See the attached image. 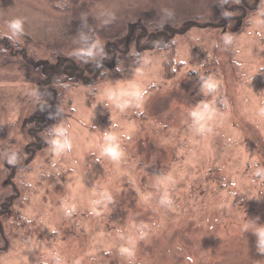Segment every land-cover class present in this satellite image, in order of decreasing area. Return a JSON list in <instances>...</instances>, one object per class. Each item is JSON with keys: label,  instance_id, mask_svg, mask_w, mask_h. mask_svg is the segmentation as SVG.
I'll return each mask as SVG.
<instances>
[{"label": "rangeland", "instance_id": "1", "mask_svg": "<svg viewBox=\"0 0 264 264\" xmlns=\"http://www.w3.org/2000/svg\"><path fill=\"white\" fill-rule=\"evenodd\" d=\"M214 1L0 0L2 33L41 65L0 60V196L18 193L0 214V264H264V0L226 27L171 39L168 26L122 77L51 59L94 51L123 20ZM54 68L70 76L46 129L35 109Z\"/></svg>", "mask_w": 264, "mask_h": 264}, {"label": "trees", "instance_id": "2", "mask_svg": "<svg viewBox=\"0 0 264 264\" xmlns=\"http://www.w3.org/2000/svg\"><path fill=\"white\" fill-rule=\"evenodd\" d=\"M178 4L179 5L175 6L173 3L170 10L164 11V13L155 10L157 15L150 16L149 18L143 14L141 15V19L137 21L135 20L131 24H128L123 20L121 27L116 30L114 29L107 32L104 30L100 32L101 35H98L99 31H97L96 36L93 39V44L95 45L94 51L89 50V48H91V43H87V45H82V48L85 50L78 54L73 53L66 55L64 50L60 49L57 52H53L51 59L65 56L66 58L64 59L66 60V66L70 64L69 66L72 68L74 76H79L81 79L82 75L89 70L94 73V80H98L101 69H103L100 67L103 64L107 70L112 72L111 74L113 76L122 77L124 74L130 72L139 65V62L137 63L136 61L129 64L134 58H138L142 52H145L154 46L151 45L146 47L145 45L143 46V44H147L149 41L154 44L159 39L168 37L167 35L170 33L166 29L168 26L174 29L173 32L170 33L172 35L169 36L171 39H174L177 35L188 33L193 27H226L236 20L240 21L248 19L252 12L257 11L259 0H216L210 4L207 3L206 5H201V8H193L191 12H187L186 9L178 7L182 5L180 3ZM234 14H237V16ZM180 25H184L183 31H180L181 29L177 28ZM99 37H101L104 42L100 43L98 39ZM29 47L24 48L20 41L10 35H4L0 29V60L4 59L9 61L14 59L22 61L30 70L39 71L41 65L39 67L35 61L31 60V57H28L31 48ZM94 52H97L98 54H94ZM124 62H126L125 69H121L119 65ZM52 72H54L52 77L49 81L47 80V82L43 84L46 90L42 101L36 102L38 104L40 103V105L35 109L37 122L43 125L46 129L48 128V121H51L54 118V112L57 110L56 106L58 107L62 102H60V97L64 95H61L60 92L65 87H61L60 82L62 81L61 79L57 80V77L62 75H65L66 77L70 76L61 70L55 72V68ZM50 82L60 83V89L58 92H55V89L52 88L55 84L48 86ZM43 102L46 103L45 107H42L43 105H41ZM38 115L40 116L38 117ZM27 134L30 137L33 136V140L40 137L38 136L39 133L37 134L32 131L30 124L27 126ZM13 194L14 191L12 194H4L0 196V214L5 212V209L13 204L14 198L18 197V193L16 195ZM8 198L10 199L7 203Z\"/></svg>", "mask_w": 264, "mask_h": 264}, {"label": "clouds", "instance_id": "3", "mask_svg": "<svg viewBox=\"0 0 264 264\" xmlns=\"http://www.w3.org/2000/svg\"><path fill=\"white\" fill-rule=\"evenodd\" d=\"M9 27L15 31L16 33H21L23 31V26H22V22L20 20H15L10 22ZM215 84L213 82H210L208 84V87H214ZM121 107H123V105H121ZM192 117L194 118V120L199 123L201 122L204 117H205V113L202 111H193L191 113ZM115 137L112 135H105V147H104V152L108 155H110L113 158H116L120 155V148L119 145L117 143H115ZM57 143H59V141H57ZM61 147H70L69 144L65 143V144H61ZM257 235L261 238L262 241H264V228H261Z\"/></svg>", "mask_w": 264, "mask_h": 264}]
</instances>
